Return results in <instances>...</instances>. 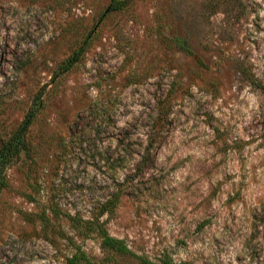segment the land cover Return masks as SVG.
Returning <instances> with one entry per match:
<instances>
[{
    "label": "rangeland",
    "instance_id": "obj_1",
    "mask_svg": "<svg viewBox=\"0 0 264 264\" xmlns=\"http://www.w3.org/2000/svg\"><path fill=\"white\" fill-rule=\"evenodd\" d=\"M109 2L0 0V143L44 105L7 170L0 264H67L72 240L102 260L67 214L116 194L101 220L136 254L264 264V0H131L102 19Z\"/></svg>",
    "mask_w": 264,
    "mask_h": 264
},
{
    "label": "trees",
    "instance_id": "obj_2",
    "mask_svg": "<svg viewBox=\"0 0 264 264\" xmlns=\"http://www.w3.org/2000/svg\"><path fill=\"white\" fill-rule=\"evenodd\" d=\"M130 3L131 0H110L101 18L103 19L109 13L120 12L127 9ZM89 39V37L86 38L81 45L74 50L69 58L62 64L60 72L70 71L80 62L88 48ZM256 84L264 91L263 83L256 80ZM43 106L41 96L39 95L37 101L31 106L22 123L0 143V197L2 192L10 186L7 178L8 168L17 161L22 154H29L32 151V145L28 138V134ZM118 200L119 196L116 194L103 204L100 212L96 216L91 218L84 219L77 215L67 214L68 219L83 235H85V237H89L92 233H97L102 240V247L108 252L107 256L102 260H96L91 257L81 245L72 240L75 245V251L69 256L67 264H119L122 258L125 260L134 259L140 264H174V260L169 254H165L161 262H155L147 256L136 254L124 239L116 237L109 232L105 225V221H102L101 217L107 212H112ZM53 211L55 214L61 213L57 206Z\"/></svg>",
    "mask_w": 264,
    "mask_h": 264
}]
</instances>
